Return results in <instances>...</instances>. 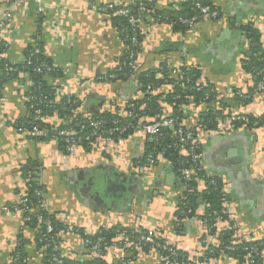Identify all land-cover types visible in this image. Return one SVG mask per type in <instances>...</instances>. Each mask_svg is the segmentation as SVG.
I'll return each instance as SVG.
<instances>
[{
	"label": "crops",
	"instance_id": "1",
	"mask_svg": "<svg viewBox=\"0 0 264 264\" xmlns=\"http://www.w3.org/2000/svg\"><path fill=\"white\" fill-rule=\"evenodd\" d=\"M184 1L187 0H157L156 7L165 10ZM5 2L0 0V4ZM110 2L128 6L134 0H47L41 22L38 3L24 5L16 13L12 32L5 39L6 59L10 63L23 61L39 30L48 59L64 73L50 81V85L82 100V111L87 115L113 111L130 99H140L142 93L134 77L115 83L97 81V77L116 68L127 46L110 16L98 9ZM213 3L221 11V18L201 21L185 31L158 24L147 16L139 17V28L145 35L138 59L140 70H156L164 62L195 68L217 90L218 104L224 101L225 108L239 114L263 113L264 91L254 92L246 106L234 94L255 86L252 75L243 67L245 59L251 58L247 56L250 50L240 27L251 24L258 29L264 46V0ZM21 91L17 82H8L0 96L1 262L11 259L24 224L23 215L8 208L18 203L27 190L21 169L29 163L40 168L45 202L52 213H58L62 223L86 229L90 234L101 228L143 224L191 257L204 258L209 253L211 245L205 244L198 220H183V228L176 229L174 208L167 195L179 190V182L171 167L159 163L147 170L133 171L145 156V137L136 134L120 140L104 154L85 148L64 152L56 139L35 141L16 127V121L27 113ZM205 109L204 104L197 107L191 103L183 123L196 132L204 171L221 177L225 183L226 206L238 228V243L260 240L264 238V127L207 131L198 124L199 113ZM92 177L101 179L104 188L94 187L97 192L87 190ZM34 236L31 229L24 232L29 241L27 264H43ZM61 238L65 255L81 260L85 252L83 239L66 233ZM122 253V249L115 247L109 259ZM160 260L156 251L141 252L131 264H160ZM209 264L235 262L221 254Z\"/></svg>",
	"mask_w": 264,
	"mask_h": 264
},
{
	"label": "trees",
	"instance_id": "2",
	"mask_svg": "<svg viewBox=\"0 0 264 264\" xmlns=\"http://www.w3.org/2000/svg\"><path fill=\"white\" fill-rule=\"evenodd\" d=\"M156 1L157 0H134L131 5H121L127 6L131 9L132 15L136 16L138 19L142 16H147V19L154 18V22L158 24L170 25L177 31H185L189 29V27L181 23V20H189L199 12L197 3L201 2L204 6H211L212 8L215 7L213 0H187L179 4L171 5L165 10H159L156 7ZM142 4L146 5L147 9L150 11H141L140 8ZM152 8L154 13L151 11ZM104 12L111 13L105 10ZM42 16L43 15H40L39 22H41L43 18ZM110 19L113 26L120 32L127 47L130 48V51L140 52V44L143 43V39L145 37L142 30L138 27L134 30L129 25L125 17H113L110 15ZM240 29L242 30L245 39L250 43V52L256 58V60L248 58L245 59L243 67L245 72L252 75L255 82L254 85H257V83L264 79V46L262 43V36L260 31L254 28L251 24L242 25ZM134 33H138V45L133 44L132 37ZM5 45V42L0 41V52L7 51V46ZM36 49H40V53H36ZM25 56V59H29L31 62L28 66H26V63L12 64L7 59L2 60L0 68V96L2 94V87L8 82L15 81L19 85H23L25 87V96L29 99L25 102L27 113L24 118L16 121V127L23 129L26 128L29 130L33 127V125H37L39 128L48 129L50 137L58 138V145L60 149L67 152L64 143L61 141V137H59L55 131H51V125L42 121L35 122V118L37 116H52L56 114L55 112H57V116L65 121V123L61 125V129L73 128L79 136L85 137L91 133V129L89 127L83 129L78 126V123L76 122L71 125L67 122V120L73 116V111L82 106L83 101L75 96H63L57 101L56 88L50 85V81L55 78L63 77L64 73L48 59L45 53L44 41L39 30L34 36V42L26 49ZM129 57L130 52L126 50L124 55L118 59L119 65L109 73L100 76L105 79L104 82L109 83L119 81L123 82L134 77L139 84L142 97L140 99L134 98L128 101V104L133 107L126 109L128 114H130L126 117L117 113L120 107H116V110L113 111L110 110L99 112L95 115H89L90 118L102 119L108 123L118 120L121 121L124 127H127L128 123L135 124L140 117H145L148 118L149 121H153L154 118L156 119L158 116L163 115V110L167 107V112H169L171 117H177L180 120H184L188 115L187 106L194 103L197 107L201 106V104H204L206 107L204 111L199 113L200 117L198 119V124L200 127L207 131L216 129V119L218 118V115H221V111L215 110V103L217 102V99L215 94L212 93V88L214 87L212 84L207 82V86L203 87L200 91L198 90L196 83L197 81L203 79L201 73L197 69L191 67L183 68L186 72L185 77L191 78L189 83L183 84L169 74L166 62H164L159 69L140 71L135 74L127 65ZM256 61H258V63ZM39 68L41 71H38ZM24 69L32 82L31 86H27L24 78H19L20 71ZM111 75H115V78H111ZM159 75H162V77H159ZM169 85L173 86L170 90ZM255 88L256 87L253 86L247 91L248 95L251 96L250 99H240L237 97L241 105L246 106L252 101ZM221 104L224 107L227 106L224 101H221ZM76 118L78 120H82V115H78ZM256 122L258 123L257 125L255 124ZM242 125V123H236L234 124V128H240ZM247 126L248 128H253V126L262 127L264 126V118L256 120L253 117H250ZM192 131L196 135L195 130L193 129ZM132 135L133 130L129 129L124 135H122V140L127 139ZM44 140V138L36 139V141ZM83 145L85 149H92L88 144L83 143ZM153 151L163 153L164 158L170 162L173 172L179 182L178 184L180 190L178 191L177 208L174 211L175 226L177 230H181L184 225V222L182 221L183 217L181 215L182 212H186L189 209L192 210V212L188 215L189 218L193 219L197 217L202 222H206V225L210 228L215 224V221L218 220L219 217L222 220L229 219V216L226 213L227 210L225 209L228 194L224 191L225 183L223 179L219 176L208 175L202 168L197 170L196 175L192 176L190 180H184L180 170L189 168L191 161L187 155L182 154L180 149L174 146L172 131L163 130L158 136L157 141L147 140L145 156L140 159V162L144 163L146 157ZM21 172L27 184L25 194H27L32 207L36 209L38 208L39 214L42 215L44 219L47 218L52 222L54 232L52 233L50 239H53L55 244L59 243L62 239L60 235L66 230L67 225L58 219V213L46 212L42 208V204L45 202V192L44 187L39 182L41 174L40 168L36 167L32 163H29V165H26L21 169ZM201 183L204 187L202 190H200ZM39 192H41V195L38 194ZM229 223L232 227L223 231L220 239L223 241L225 246L228 245L234 247L235 251L233 253H223L219 247L211 246L209 253L204 258H200L198 261L209 264L211 260L219 258L221 254H225L231 259L237 261V264H242L247 256H253L251 253V249L253 247H258L260 251L264 250V238L262 240L235 243L237 242V239L234 238L237 225L234 220H230ZM27 225L35 232L34 242L37 250L42 256L43 264H51L52 256L56 254V252L54 250V244L47 246L49 242L44 241V235L46 234L44 222H41L37 218H33ZM75 230L79 232L80 237L83 240L89 239L94 244L98 242L100 243L102 255L98 258H94L88 264H121L113 262V260L109 259V257L107 258L102 256L121 244V241L118 240V236L121 233L128 237L129 240L134 241L136 244L138 243V237H140V234L135 231V228L123 227L121 225L111 228H101L97 233L86 236L82 229ZM213 232L214 231L212 230V233ZM28 244L29 241L24 237V234L21 233L13 252L11 253V260L6 262L0 261V264H27L26 260L28 258L26 256V247ZM44 247L46 248L43 251ZM150 250L151 247L149 245H142L141 247L142 253H148ZM126 251H130L129 253L132 255L130 258L131 260L136 259L140 253L136 250L130 249H126L125 252ZM177 252L185 264H191L188 260V253L180 249H178ZM86 253L84 252L83 254ZM64 264H81V261L66 257L64 258Z\"/></svg>",
	"mask_w": 264,
	"mask_h": 264
},
{
	"label": "built area",
	"instance_id": "3",
	"mask_svg": "<svg viewBox=\"0 0 264 264\" xmlns=\"http://www.w3.org/2000/svg\"><path fill=\"white\" fill-rule=\"evenodd\" d=\"M30 2H36L38 3V13L39 15H43L46 12L47 8V0H7L5 3L0 4V41L5 42V39L7 36H9L12 32L11 25L13 24L16 13L20 11V9L30 3ZM120 3L116 2H110L105 5H102L99 7V11L101 14H105L107 16H113V17H125L129 23V25L135 30L137 27L139 28V20L136 16L132 15L131 9H129L127 6H122ZM197 8L199 9V12L195 14L191 19L189 20H181V23L185 24L189 28H193L196 24H198L201 21L205 20H218L221 18V11L211 6H204L203 3L199 2L197 3ZM141 11L149 12L150 10L147 9V6L142 4L141 5ZM105 11H109L111 13H106ZM154 11L153 8L151 10ZM154 13V12H153ZM152 17V16H151ZM154 20V18H151ZM155 21V20H154ZM137 35L138 33H134L132 37L133 44L138 45L137 43ZM248 47L250 46V43L248 40H245ZM141 45V44H140ZM7 46V45H5ZM126 50L130 52L128 67H130L131 71L135 74L139 73L140 66H139V54L140 52H132L130 51V48L126 46ZM6 52H0V68L1 63L3 59H6ZM36 53H40V49H36ZM26 66L30 65L29 59H23V61L18 63H12V64H25ZM119 65L118 61L116 64V67ZM184 67L182 66H175L172 64H168L167 71H169V74L173 78H176L183 84L189 83L191 81L190 77H185L186 72L183 70ZM26 69V67H25ZM21 70L19 74V78H24L27 86H31L32 82L29 79L28 75L26 74V70ZM38 71H41L39 68ZM111 78H115V75H111ZM159 77H162V75H159ZM105 81V79L100 76L97 77V81ZM198 90L200 91L203 87L207 86L208 83L205 80H199L197 81ZM202 85V86H201ZM54 88H56V99L57 101L63 97H72L68 94H64L56 85H52ZM172 85H169V90L172 89ZM255 92H263L264 91V79H262L257 85H255ZM20 88L22 89V99L24 103L28 101L29 99L25 96V89L23 85H20ZM150 89V87H149ZM160 91V90H159ZM158 92V91H157ZM156 92V93H157ZM212 93L215 94L216 99L217 97H220V95L217 96V90L215 88H212ZM240 99H250V95H248V92L245 90H240L235 92L234 94ZM55 101V102H57ZM217 103V102H216ZM129 107H133L132 105L128 104V102L125 105L120 106L117 113H119L121 116H128V111L126 110ZM82 106L78 107L75 111H73V116H71L67 122L68 124L78 123V126L81 128H87L89 127L91 129V133L85 137H81L78 135V133L73 130V128H67V129H61V125L65 123L64 120L59 118L56 114L52 116H37L35 118V122L42 121L49 125H51L52 129L51 131H55L59 137H61V141L65 145V149L67 152L71 153L78 149H83L85 144H88L91 146L93 150L96 152H99L100 154L107 153L111 150L113 146H115L120 140H122V135H124L129 129L133 130V135L139 134L145 137L147 140H155L157 141L158 136L162 133L163 130H170L173 132V138H174V146L176 148H179L181 153L184 155H187L190 158L191 165L189 168H184L180 170V173L184 180H190L192 176L196 175V171L203 168V152L201 148V144L199 140L197 139L195 133L191 130L185 127L184 120H180L179 118L171 117L169 115V112H167V107L163 110V115L158 116L156 119L154 118L153 121H149L148 118L140 117L136 121L135 124L128 123L127 127H124L121 123V121L114 120L111 123H108L105 120L102 119H92L89 115H87L84 111H82ZM215 110L221 111V115H218V118L216 119L217 127L214 130L215 132H225V131H235V130H252L259 127L248 128L247 124L250 119V117H253L254 119L258 120L260 118H264V112L257 114L252 112H247L244 114H239L236 112H232L229 109L222 106L221 101L219 104L217 103L215 105ZM78 115H82V120H78L76 117ZM54 119V121H53ZM51 121L52 123H50ZM236 123H242L243 125L240 128L235 129L234 124ZM258 124L257 122L255 123ZM264 127V126H262ZM21 130L32 140L38 139V138H44L46 140L50 139H56L58 141V138H52L50 137L49 130L48 129H42L39 128L37 125H33V127L29 130L26 128ZM132 135V136H133ZM176 140V141H175ZM159 163L168 164L169 167H171L170 162L164 158L163 153H158L156 151H153L149 153V155L146 157V160L144 163L140 162L139 165L133 167V171L140 172L141 169L147 170L153 166L158 165ZM170 170L173 171L172 167ZM174 173V172H173ZM203 184L201 183L200 190H202ZM180 190V189H179ZM178 189L172 190V192L167 195V200H171V207L175 209L177 208V197H178ZM225 193L227 194L226 187L224 188ZM41 195V192L38 193ZM226 206V205H225ZM42 208L44 211L51 212L48 209V206L46 202H43ZM14 212L20 213L23 215V221L24 224L21 228V233L24 234L25 231L29 230L28 223L32 221L33 218L39 219L41 222H44L45 224V235H44V241H48L49 243L47 246H50L54 244V250L56 254L52 256L51 264H64V258L67 257L65 255V252L63 251V240L57 244H55L53 239L51 238L52 233L54 232V227L52 222L49 219H44L42 215L39 214L38 208L32 207L29 198L27 194H23L21 197V200L14 204L11 208ZM227 210V206L225 208ZM192 212L191 209L187 210L186 212H182V219L183 220H191V218L188 217V215ZM226 213L229 216V219L222 220L220 217L218 220L215 221V224L210 228L206 225V222H202L197 217H195L196 220L200 223V226L204 232V242L206 245L216 246L219 247L220 250L229 253H233L235 251V248L232 246H228L221 241L220 236L223 231H226V229H230L232 226L230 225V220H232L229 211L227 210ZM60 221L62 219L58 217ZM182 220V221H183ZM65 224V223H64ZM67 225L66 230L63 232L66 234H70L73 236L79 235V232L75 228L69 224ZM147 226V225H146ZM145 225H139V226H133L135 228V231L140 234V237H138V243L136 244L134 241H131L126 237L123 233H121L118 236V240L121 241V244L117 246V248L122 249L123 253L122 255L116 256L113 260V262H118L121 264H131L133 260H131V254L130 251H126V249L130 250H136L141 253V247L142 245H149L151 247L150 251H156L160 255V264H185L183 259L180 258L178 255V247L175 245H171L167 243L164 240V237L160 234H158L154 229H151L150 227H146ZM85 236L90 235L89 231L86 229H82ZM212 230L214 231L212 233ZM235 237L238 243V228L235 229ZM62 236V233L60 237ZM263 239V238H262ZM260 239V240H262ZM85 245V253L83 254L81 258V264H88L90 261H92L94 258L100 257L102 255L101 249H100V243H92L91 240H83ZM123 247V248H122ZM46 247L43 248V251ZM139 253V254H140ZM251 253L253 256L249 255L245 258V261L242 264H264V250L260 251L258 247H253L251 249ZM111 251L109 253H106L102 257H109L110 258ZM200 258H195L189 256V262L191 264H207L206 262L198 261ZM11 260V259H10ZM28 262V259L26 260ZM235 264H237V261H235Z\"/></svg>",
	"mask_w": 264,
	"mask_h": 264
},
{
	"label": "water",
	"instance_id": "4",
	"mask_svg": "<svg viewBox=\"0 0 264 264\" xmlns=\"http://www.w3.org/2000/svg\"><path fill=\"white\" fill-rule=\"evenodd\" d=\"M247 56L253 60H256V58L253 56V54L251 52H249L247 54ZM258 63V61H256ZM94 177L91 178V182L87 185V190H90V191H94V192H97L96 189L94 187H103L104 188V184L100 181L101 179H93ZM112 181H117V179H114ZM111 181V182H112ZM105 182V181H103ZM124 183V182H123Z\"/></svg>",
	"mask_w": 264,
	"mask_h": 264
},
{
	"label": "flooded vegetation",
	"instance_id": "5",
	"mask_svg": "<svg viewBox=\"0 0 264 264\" xmlns=\"http://www.w3.org/2000/svg\"><path fill=\"white\" fill-rule=\"evenodd\" d=\"M111 185V184H110ZM123 189H121L120 191H122Z\"/></svg>",
	"mask_w": 264,
	"mask_h": 264
}]
</instances>
